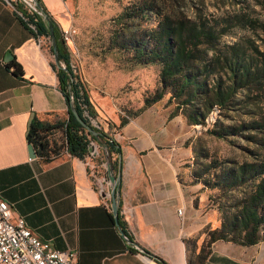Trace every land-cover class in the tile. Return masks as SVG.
Returning a JSON list of instances; mask_svg holds the SVG:
<instances>
[{
  "label": "crops",
  "instance_id": "crops-1",
  "mask_svg": "<svg viewBox=\"0 0 264 264\" xmlns=\"http://www.w3.org/2000/svg\"><path fill=\"white\" fill-rule=\"evenodd\" d=\"M33 1L47 19L30 0H0V199L10 205L12 217L22 218L55 249L76 251L74 264H264V241L215 239L206 245V232L219 226V215L201 183L178 178L190 152L177 143L183 133L176 126L183 120L180 114L168 116L170 104H152L125 116L119 126L123 117H106V99L88 97L93 116L114 131L113 148L118 152L111 151L110 159L112 173L119 174L117 222L127 238L111 213L112 184L100 146L102 168L92 169L84 157L64 149L49 157L28 156L25 133L30 117L65 120L72 103L58 78V71L67 74L58 52L63 48L62 12L68 4ZM16 5L26 13L37 12L46 35L25 26ZM12 64L19 66L17 73ZM99 182L104 184L101 190ZM202 246L206 256L198 263Z\"/></svg>",
  "mask_w": 264,
  "mask_h": 264
},
{
  "label": "trees",
  "instance_id": "trees-1",
  "mask_svg": "<svg viewBox=\"0 0 264 264\" xmlns=\"http://www.w3.org/2000/svg\"><path fill=\"white\" fill-rule=\"evenodd\" d=\"M16 9L20 10L25 26L30 23L35 34L46 35L40 16L22 11L19 5ZM151 18L155 20L154 26H144ZM110 27L106 50L120 61L122 69L157 66L158 86L143 98L141 110L167 94L165 105H173L169 117L180 114L185 123L203 127L216 111L219 116L204 130L206 134L217 139L238 136L253 146L246 149L251 156L249 160H207L188 172L191 180L185 182L218 188L225 196V201L217 204L219 226L206 232V245L215 239L241 244L264 241V23L259 24L260 32L255 34L258 43L249 40L248 46L232 42L217 47L218 39L229 31L225 18L222 24L210 22L197 8L187 15L175 0H133L111 18ZM62 45L58 55L70 78L63 71H58V78L65 97L71 93L73 106L87 122L77 101L86 105L90 115L94 112L85 89L71 71ZM12 65L17 73L19 66ZM230 113L247 118L224 124L221 117L229 118ZM124 121L121 118L119 126ZM98 131L106 139L110 152H118V148H113L117 144ZM58 133L60 142L53 138ZM86 134L68 113L65 120L52 122L30 117L25 138L37 156L49 157L64 149L81 158L86 150ZM187 144L188 140L184 142ZM192 152L196 159L207 157L203 148L193 147ZM208 200L214 206L209 195ZM205 256L202 246L196 261L200 263Z\"/></svg>",
  "mask_w": 264,
  "mask_h": 264
},
{
  "label": "rangeland",
  "instance_id": "rangeland-1",
  "mask_svg": "<svg viewBox=\"0 0 264 264\" xmlns=\"http://www.w3.org/2000/svg\"><path fill=\"white\" fill-rule=\"evenodd\" d=\"M65 1L68 7L62 12L65 19L62 27L66 29L71 25L75 29L72 43L65 45V51L69 57L68 63L87 96L106 99L108 103L106 117L112 115L111 117L124 118L136 114L141 110L143 98L158 86L157 66H136L124 70L114 54L106 50L111 18L133 0ZM175 4L187 15H191V11L197 8L210 22L222 24V19L225 18L230 26L229 31L218 39L217 47L232 42L248 46L249 40L258 43L255 34L260 32L259 24L264 23V0H175ZM154 24L153 18L143 23L144 26ZM166 97L167 94L154 104L165 105ZM230 114L229 118L221 117L224 124H235L239 118H247L245 115ZM218 116L219 114L213 111L206 120V126L203 127L189 125L181 116L183 125L180 128L176 126V131L180 129L183 135L177 143L184 145L188 140V144L184 146L189 149L190 157L186 166H183L184 169L181 168L179 171L180 179L191 180L188 172L198 168L200 163H206L207 160L241 162L251 158L246 149H253V146L242 138L230 135L226 139H217L205 133L204 130L211 127V122ZM59 136L58 133L53 138L60 142ZM193 147L203 148L207 152V157L196 159L192 152ZM206 189L217 210V204L225 201L224 192L218 188Z\"/></svg>",
  "mask_w": 264,
  "mask_h": 264
},
{
  "label": "built area",
  "instance_id": "built-area-1",
  "mask_svg": "<svg viewBox=\"0 0 264 264\" xmlns=\"http://www.w3.org/2000/svg\"><path fill=\"white\" fill-rule=\"evenodd\" d=\"M30 11L27 13L35 12ZM35 13L37 14V12ZM28 26L31 29L34 28L30 23ZM74 33L75 29L71 25L60 30V40L64 46L72 43ZM71 71L73 72L72 68ZM77 104L87 122L95 129L105 133L108 140L114 141L112 138L114 131L110 125L100 122L90 115L86 105L81 100L77 101ZM82 157L86 159L88 164L91 163L92 169L104 166L103 161H100V147L89 134H86V150ZM103 185V182L97 183L98 189H103ZM176 212L180 214V209H177ZM76 258V251L55 249L49 242L38 238L26 226L22 218L12 217L10 205L5 200L0 199V264H74Z\"/></svg>",
  "mask_w": 264,
  "mask_h": 264
},
{
  "label": "water",
  "instance_id": "water-1",
  "mask_svg": "<svg viewBox=\"0 0 264 264\" xmlns=\"http://www.w3.org/2000/svg\"><path fill=\"white\" fill-rule=\"evenodd\" d=\"M33 5L38 9L39 14L42 16L43 19H47L45 12L40 9V7L38 6V4H36L33 0H30ZM48 32H49V38H50V46H51V50L53 53V56L55 58V61L57 60V48H56V44L54 42V38L52 35V31H51V26H48ZM8 55L11 56V54L8 52ZM65 71H67L68 77L70 78V74L68 73V70L65 66L62 67ZM68 111L69 113H71V115L74 117V119L78 122V124L81 126V128L87 133L89 134L97 143L98 145L101 147L102 151L104 152V156L106 159V168H107V172L109 174V179L110 182L112 184L111 186V190H110V197H111V213L113 216V219L115 221V224L118 226L119 228V232L120 234L124 237L127 238L125 236L124 231L120 228L118 222H117V204H116V184L118 182V178H119V174H113V163L110 159V150L109 147L106 143V139L104 138V136L97 130L95 129L93 126H91L88 122H85L84 119L78 114V112L76 111L75 107L73 106L72 103L69 104L68 106ZM28 147V156L29 157H34L35 156V151L33 149V146L28 143L27 145Z\"/></svg>",
  "mask_w": 264,
  "mask_h": 264
}]
</instances>
